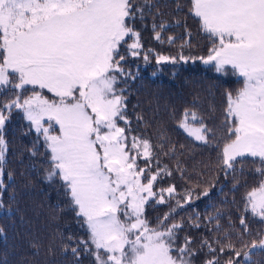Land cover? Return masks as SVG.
Listing matches in <instances>:
<instances>
[{"label":"snow or ice","instance_id":"obj_1","mask_svg":"<svg viewBox=\"0 0 264 264\" xmlns=\"http://www.w3.org/2000/svg\"><path fill=\"white\" fill-rule=\"evenodd\" d=\"M133 8L132 0H0V90L9 86L17 90L15 98L0 102V192L6 187L2 178L8 150L5 126L19 111L30 128L43 136L51 165L46 179L61 182L68 207L87 228L88 240L80 243L86 252L89 243L94 246L96 264H192L195 250L189 247L190 238L176 247L182 224L167 225L176 208L165 213L156 227L143 218L145 205L156 196L157 204H165L163 193L169 198L179 194L174 186L153 191L164 170L148 176L149 169L137 165L141 156L152 159L149 140L133 136L129 148L126 128L118 124L128 123L126 97L116 88L118 75H130L121 67L125 56L120 48L126 38H132L127 45L130 55L139 56L142 49L140 33L128 21L136 12L143 15V9ZM189 12L198 18L212 46L199 57L157 54L156 63L199 60L214 66L217 73L230 67L242 78L234 93H225L228 139L220 152L222 165L225 172L235 171L238 159L250 157L258 164L255 172L264 176V0H190ZM159 27L163 30L166 25ZM144 60H149L147 53ZM26 85L33 90L24 97L19 90ZM37 87L55 98L48 99ZM190 115L200 122L195 112ZM53 124L59 127L58 134H52ZM180 127L195 140L209 143V129L203 123L192 127L188 110ZM35 147L29 150L32 155ZM133 151L136 155L130 154ZM12 178L9 172L8 179ZM201 195L207 196L208 191ZM191 199L188 190L176 207ZM244 201L245 210L264 221V179L246 192ZM7 214H12L11 208ZM240 224L241 235L247 234L244 217ZM202 243L215 251L207 241ZM225 247L234 253L225 264H237L241 257L243 264L251 261L254 251L264 250V239L254 241L243 253L233 244ZM72 252L78 255L77 248ZM205 264L218 261L214 257Z\"/></svg>","mask_w":264,"mask_h":264},{"label":"trees","instance_id":"obj_2","mask_svg":"<svg viewBox=\"0 0 264 264\" xmlns=\"http://www.w3.org/2000/svg\"><path fill=\"white\" fill-rule=\"evenodd\" d=\"M132 3L133 11L143 9V15L136 12L128 21L140 33L142 49L139 56L130 55L127 45L133 42L132 38H126L120 48V55L125 56L121 67L130 75H118L116 88L118 92L122 89L120 94L126 97L128 121L127 125L124 121L118 124L126 128L128 144H132L133 136L149 140L152 159L147 161L141 156L137 165L147 167L148 176L158 169L164 170L153 191L159 193L174 186L179 194L169 198L163 193L165 204H157L159 196H156L145 205L143 218L150 227H156L165 213L176 208L167 220V225L182 224L177 231L176 247L190 238L189 247L195 250L192 264H205L214 257L218 264H225L234 256L226 245L233 244L243 253L254 241L264 239V221L246 211L244 201L246 192L264 179L255 172L258 164L250 157L238 159L235 171L225 172L220 156L228 139L225 93H234L242 85V78L233 74L230 67L226 73H217L214 66L199 60L158 65L157 54L199 57L206 55L212 41L202 31L198 18L190 14V0H132ZM161 23L166 25L163 30L159 27ZM169 37L174 39L169 41ZM32 90L33 86L26 85L19 91L27 97ZM35 90L50 100L55 98L46 89ZM16 91L11 86L0 90V102L15 98ZM185 110L192 127L198 128L203 123L209 129V143L195 140L180 127ZM191 112L200 118L199 123L191 120ZM56 128L53 124L52 134H56ZM5 139L8 150L2 177L6 187L0 192L4 204L0 208V264H96L94 246L89 243L90 250L86 252L80 243L88 240L87 228L68 207L69 199L61 182L58 178L52 182L46 179L51 165L43 136L30 128L21 112L14 111L5 126ZM34 144L36 154L32 155L29 150ZM188 190H192L191 201L177 208V200L183 201ZM205 190L208 195H201ZM241 217L249 229L243 235ZM197 224L199 227L194 226ZM203 241L215 251L210 252ZM73 248L78 249V255L73 254ZM221 248L225 251L221 252ZM241 260L242 257L237 258V264ZM243 264H264V250L254 251L251 261Z\"/></svg>","mask_w":264,"mask_h":264},{"label":"rangeland","instance_id":"obj_3","mask_svg":"<svg viewBox=\"0 0 264 264\" xmlns=\"http://www.w3.org/2000/svg\"><path fill=\"white\" fill-rule=\"evenodd\" d=\"M57 126V128L55 129V131H56V134H58V132H59V127H58V125H56ZM195 128V127H194ZM128 147L130 148L131 147V144H128ZM131 155H136V153L133 151V152H131L130 153ZM144 183H147V182H144ZM122 219H123V217H121Z\"/></svg>","mask_w":264,"mask_h":264}]
</instances>
